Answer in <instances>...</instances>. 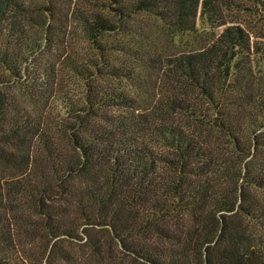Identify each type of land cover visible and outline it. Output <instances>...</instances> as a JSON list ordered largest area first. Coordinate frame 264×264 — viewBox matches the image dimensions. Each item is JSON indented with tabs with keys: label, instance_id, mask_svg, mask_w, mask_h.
I'll return each mask as SVG.
<instances>
[{
	"label": "trees",
	"instance_id": "obj_1",
	"mask_svg": "<svg viewBox=\"0 0 264 264\" xmlns=\"http://www.w3.org/2000/svg\"><path fill=\"white\" fill-rule=\"evenodd\" d=\"M74 2L50 0L46 21L22 0H0V162L17 173L10 190L0 176V264H103L79 255L82 224L101 230L86 240L96 254L100 234L110 228L147 264H264V231L246 220L264 219V204L247 188H264V161L256 159L264 144V84L252 66L253 34L231 12L232 0H114L113 12L73 7L72 15L101 47L100 37L126 31L141 11L161 16L175 31H206L204 42L164 67L185 83L172 101L192 108L183 93L200 90L216 107L208 121L233 138L238 158L216 154L203 137L158 118L159 105L147 110L129 93L92 84L87 106L66 102L78 120L72 147L61 146L45 119L7 86L29 75L31 58L54 40L52 30L62 27L56 19ZM109 71L130 73L126 66ZM104 107L123 110L94 120L95 108ZM240 180L239 193L236 184L225 186ZM17 194L35 200L31 208L41 219L22 213ZM186 213L193 224L178 225ZM152 233L163 241H151Z\"/></svg>",
	"mask_w": 264,
	"mask_h": 264
},
{
	"label": "rangeland",
	"instance_id": "obj_2",
	"mask_svg": "<svg viewBox=\"0 0 264 264\" xmlns=\"http://www.w3.org/2000/svg\"><path fill=\"white\" fill-rule=\"evenodd\" d=\"M22 1L34 14H40L46 21L50 19L46 9L50 0ZM231 4V12H236L238 20L253 34L252 66L255 75L264 84V36H257L264 32V1L232 0ZM114 6V0H75L69 7L68 15L62 16L61 21L56 19L62 27L52 30L54 40L46 42L33 55L29 63V75L19 77L7 86L16 95L19 103L31 114L45 119L58 143L70 148L72 132L76 127L74 124L78 119L76 112L72 113L66 102L72 100L87 106L89 84L104 88L115 87L134 96L136 102L147 110L155 109L159 105L156 111L158 118L175 121L203 137L216 154L238 158L240 153L233 138L223 127L208 121L207 113L215 114L216 107L200 90L191 89L189 94L183 93L193 102L192 108L174 107L175 102L172 101L181 92L177 91L181 90L178 88H185V83L178 82L172 72L164 67L173 55L196 48L204 42L206 31L202 34L175 31L161 16L141 11L129 19L126 31L106 33L100 37L102 48L97 41L89 38L81 22L72 15V9L76 7L90 10L100 7L101 10L113 12L110 10H113ZM56 16L60 18L59 15ZM204 27L205 24L199 25L200 29ZM209 36H212L211 32ZM77 65L86 69H81L83 72L77 70ZM112 66H126L130 73L114 74L109 71ZM35 77L39 78L34 80ZM46 88H51L53 92H47ZM95 110L98 112L93 113L94 120L99 121L106 120L107 116L123 109L104 107ZM260 134L264 135V130ZM156 146L162 148L160 144ZM256 159L264 161V144L259 146ZM16 174L13 168L0 162V176L4 179L7 189ZM240 183L241 180L237 183L229 182L225 186L233 190L236 184V192L239 193ZM247 188L260 200V204H264V188L250 184H247ZM15 198L23 214H29L34 220L41 219L31 208L34 199L22 194H17ZM179 218L176 223L180 226L193 224L190 214L186 213ZM246 220L259 232L264 231V219L259 221L249 217ZM82 225L81 234L84 240L79 243L77 250L84 261L97 263L101 260L103 264H147L126 251L120 239L113 236L115 234L110 228H105L103 234H100L99 237H103L104 242L101 241L102 250L96 254L92 243L86 240L89 237L88 232L98 235L97 232L101 230L98 227H88V224ZM153 234L149 235L151 241H163Z\"/></svg>",
	"mask_w": 264,
	"mask_h": 264
}]
</instances>
